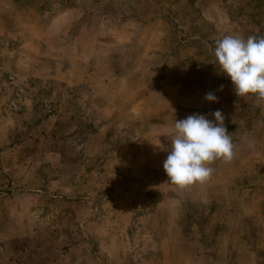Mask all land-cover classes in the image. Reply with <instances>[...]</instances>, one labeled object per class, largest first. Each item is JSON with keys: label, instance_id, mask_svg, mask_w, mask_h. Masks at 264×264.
Wrapping results in <instances>:
<instances>
[{"label": "rangeland", "instance_id": "obj_1", "mask_svg": "<svg viewBox=\"0 0 264 264\" xmlns=\"http://www.w3.org/2000/svg\"><path fill=\"white\" fill-rule=\"evenodd\" d=\"M225 35L264 36V0H0V264H264V101ZM216 110L234 158L168 182L157 144Z\"/></svg>", "mask_w": 264, "mask_h": 264}, {"label": "clouds", "instance_id": "obj_2", "mask_svg": "<svg viewBox=\"0 0 264 264\" xmlns=\"http://www.w3.org/2000/svg\"><path fill=\"white\" fill-rule=\"evenodd\" d=\"M214 56L213 64L230 77L237 97L253 94L264 101V36L249 35L244 39L239 35H225L215 41ZM204 99L218 101L212 91ZM208 115L214 120L200 113L176 120L173 132L167 137L168 148L157 144L168 152L163 162L167 181L180 188L207 182L214 172L209 165L218 159L230 162L234 158L235 146L222 111Z\"/></svg>", "mask_w": 264, "mask_h": 264}]
</instances>
